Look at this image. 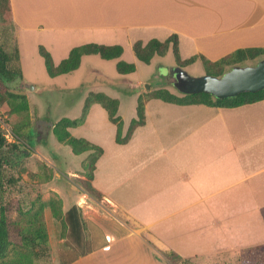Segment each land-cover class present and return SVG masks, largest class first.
<instances>
[{
  "label": "crops",
  "instance_id": "crops-1",
  "mask_svg": "<svg viewBox=\"0 0 264 264\" xmlns=\"http://www.w3.org/2000/svg\"><path fill=\"white\" fill-rule=\"evenodd\" d=\"M10 3L24 78V57L40 45L59 64L76 46L120 44L124 53L119 59L135 63L136 69L142 62L133 50L137 40L163 41L176 34L182 60L203 55L215 61L239 48L264 47V0ZM89 56L82 57L79 68ZM86 64L99 70L88 60ZM139 83L146 82L140 79ZM57 85V93L68 89ZM140 94L136 93L137 98ZM26 95L30 107L33 103ZM118 113L124 136L131 121L127 123L122 115L120 100ZM230 120L245 121L242 140ZM69 131L104 149L92 179L100 198L72 181L73 177L84 179L85 174L71 165L65 174L57 166L62 175L55 173L53 182L65 176L72 189L81 192L72 195L58 183L47 182L52 193L43 199L55 201L45 209L51 264H238L252 259L253 244L245 239L235 244L236 231L229 223L237 200L264 203V179L253 181L264 170V164L256 163L264 160V139L258 147H252L251 141L258 131L264 137V100L220 107L152 98L146 103V123L127 143L117 142L116 124L107 109L95 102L84 122ZM236 185L242 187L236 190ZM250 213L251 207L249 219ZM210 219L219 221L216 228L209 226ZM260 238L264 239V232ZM254 243L264 250V240Z\"/></svg>",
  "mask_w": 264,
  "mask_h": 264
},
{
  "label": "rangeland",
  "instance_id": "rangeland-1",
  "mask_svg": "<svg viewBox=\"0 0 264 264\" xmlns=\"http://www.w3.org/2000/svg\"><path fill=\"white\" fill-rule=\"evenodd\" d=\"M0 44L10 51L17 48L15 29L11 22H3L0 25ZM124 58L128 59L129 54H125ZM87 60L99 70L88 68ZM87 60L81 68L69 74L51 77L47 72L45 61L39 53V47L33 53L30 50L28 57H24L25 78L23 77V81L33 85L34 89L21 87V83L20 88L22 89L21 92L30 95L32 106L30 105L28 112L11 113L9 103L2 104L1 109L8 110L10 126L20 130L21 154L16 158V161L10 163L8 174L16 176L19 170H22V178L17 186L8 188L5 193L10 230L15 242L20 238V232L23 228H27L30 215L41 209L40 207L45 209L44 205L48 201H44L43 197L52 193L51 188H49L51 186L47 182H50L49 184L58 183L72 195L81 192L79 189H72L71 181L65 176L59 182H53L52 178L55 173L61 174L57 166L66 174L67 165H71L78 173L85 174L84 179L87 181L89 179L91 154L89 152L75 154L71 146L59 141L54 134L56 122L48 121H56L63 116H81L85 96L98 90V88H103L102 91L107 95L120 100L121 113L127 123L137 115V92L145 94L157 88H166L177 95H183L173 85L174 79L170 74L172 67L178 66L172 50L165 56H155L151 65L139 62L138 69L127 75H121L117 70V63L120 59H104L100 55L92 54ZM259 60H250L246 64L253 65ZM160 61L164 63V66L158 65ZM184 68L193 76L206 74V70L200 62L189 64ZM140 79L149 83V88L143 86V83L140 84ZM57 84L66 86L68 89L65 93H57L54 90L59 86ZM231 113L237 115L235 112ZM238 121L240 122V120ZM239 122L230 120L229 125L230 127L236 126L234 133L242 140L244 132L241 133V131H244L245 121ZM22 127L24 129H21ZM25 132H28L33 139L29 141V137L24 134ZM263 139L261 132H256L252 136V147H258ZM256 163L263 165L264 160L258 159ZM37 174H39L41 181H37ZM262 178L264 179V170L259 172L253 181ZM80 179L73 177L72 181L80 185ZM240 187L242 185H236L235 189L238 190ZM259 203L262 202L238 200L235 202V214L229 223L236 231L235 244L238 245L244 239L253 244L252 259L244 260L238 264H245L246 261H257L256 264H264V250L261 246L254 245V242L264 240L260 238V232H264V224L260 217ZM250 207L249 219L247 212H250ZM218 223V220L210 219L209 226L216 228ZM260 249L263 252H260ZM27 253L26 247L20 243H13L7 256L0 258V264H51V251L49 255L33 259L26 258L25 254ZM171 258L174 260V257Z\"/></svg>",
  "mask_w": 264,
  "mask_h": 264
},
{
  "label": "trees",
  "instance_id": "trees-1",
  "mask_svg": "<svg viewBox=\"0 0 264 264\" xmlns=\"http://www.w3.org/2000/svg\"><path fill=\"white\" fill-rule=\"evenodd\" d=\"M3 22H11L12 24L10 0H0V25ZM178 43V36L174 34L163 41L157 38L150 39L147 42L137 40L133 45V50L140 61L149 64L155 56H165L170 48H172L177 65L186 67L199 59L206 70V74L215 76L223 75L232 67L247 65L246 63L250 60L254 61L264 58V47H246L236 49L215 61L203 55H194L186 60H182ZM39 53L45 61L49 76L55 77L78 69L81 65L82 57L85 55L95 54L100 55L104 59H119L124 53V48L120 44L107 45L87 43L74 47L70 51L68 57L63 59L59 64L55 63L52 54L43 45L39 46ZM117 70L119 74L127 75L136 71V65L133 62L120 59L117 63ZM22 81L23 72L18 47L10 51L4 45L0 44V105L6 102L9 103L11 106V113L28 112L29 110L28 97L25 93L21 92L22 89L20 88V83ZM152 98H159L177 104H205L220 107H237L264 100V89L256 92H242L235 97L223 99L216 98L212 94L206 92L177 95L166 88L154 89L138 96L136 106L137 116L131 120L124 136H122L124 126L123 119L118 113L119 100L107 95L105 92H90L85 100L82 115L75 119L68 117L60 119L54 124V134L59 141L71 146L75 154L79 155L83 152H89L91 154L89 179L88 181L86 179H80V186L95 198L99 199L100 193L93 187L92 179L94 178L96 161L103 154L104 149L86 138H77L73 136L69 128L81 125L91 105L98 102L107 109L111 121L117 126V142L127 143L132 138L135 130L146 123V103ZM12 129L19 138L20 130L15 129V127H12ZM21 129H24V127ZM24 134L29 137V141L33 139L28 132ZM19 143L20 138L18 142L7 143L0 127V258L7 256L13 243H20L27 248L28 253L25 254L26 258H40L41 256L49 255L51 251L45 209L47 205L50 206L54 204L55 201L50 200L48 203H45V209L40 207L41 209L36 210L30 215L27 228H23L20 232V238L15 242L10 230L5 193L8 188L17 186L22 178V170H19L16 176L8 174L10 163L16 161V158L21 154ZM262 247L264 248V245ZM256 263L257 261L245 262V264Z\"/></svg>",
  "mask_w": 264,
  "mask_h": 264
},
{
  "label": "water",
  "instance_id": "water-1",
  "mask_svg": "<svg viewBox=\"0 0 264 264\" xmlns=\"http://www.w3.org/2000/svg\"><path fill=\"white\" fill-rule=\"evenodd\" d=\"M170 74L173 75V85L184 95L206 92L216 98H230L242 92L264 89V58L253 65L232 67L221 76H193L179 65L172 67ZM143 86L149 88V83ZM21 87L34 89L33 85L24 81Z\"/></svg>",
  "mask_w": 264,
  "mask_h": 264
},
{
  "label": "built area",
  "instance_id": "built-area-1",
  "mask_svg": "<svg viewBox=\"0 0 264 264\" xmlns=\"http://www.w3.org/2000/svg\"><path fill=\"white\" fill-rule=\"evenodd\" d=\"M3 105H0V127L2 129V134L6 138L7 143L18 142L19 138L17 134L13 131L12 127L8 123L9 115L8 110L1 109Z\"/></svg>",
  "mask_w": 264,
  "mask_h": 264
},
{
  "label": "flooded vegetation",
  "instance_id": "flooded-vegetation-1",
  "mask_svg": "<svg viewBox=\"0 0 264 264\" xmlns=\"http://www.w3.org/2000/svg\"><path fill=\"white\" fill-rule=\"evenodd\" d=\"M171 76L173 77V75L171 74Z\"/></svg>",
  "mask_w": 264,
  "mask_h": 264
}]
</instances>
